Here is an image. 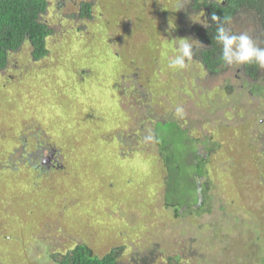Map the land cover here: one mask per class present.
<instances>
[{"label": "rangeland", "instance_id": "obj_1", "mask_svg": "<svg viewBox=\"0 0 264 264\" xmlns=\"http://www.w3.org/2000/svg\"><path fill=\"white\" fill-rule=\"evenodd\" d=\"M47 2V57L26 43L0 71V264H57L75 245L119 249L118 264H264V68H168L180 39L197 45L192 0ZM156 122L187 132L184 164L214 152L190 193L167 176Z\"/></svg>", "mask_w": 264, "mask_h": 264}, {"label": "trees", "instance_id": "obj_2", "mask_svg": "<svg viewBox=\"0 0 264 264\" xmlns=\"http://www.w3.org/2000/svg\"><path fill=\"white\" fill-rule=\"evenodd\" d=\"M47 8V0H0V71L7 68L9 55L17 52L26 43L31 47L30 58L33 62H41L47 57L46 40L52 36V30L42 20ZM191 9L196 12L202 11L206 16L204 23L193 26L191 34L197 42V45L193 46V57L210 74H215L223 63L220 59L222 46L215 40L216 23L211 19L213 13L221 19L227 17L230 20H236L240 16L252 19L258 26L254 41L259 47L264 48V0H223V2L192 0ZM78 17L79 19L91 18L89 3L80 4ZM262 69L255 64L245 65V75L253 81H259L262 79ZM156 123L154 140L167 170V176L170 182H175V189L190 193L193 186L188 185L186 177L193 172L197 176L203 174L202 161L204 158L196 157L197 160L193 164H184L186 146H189H184V143H190L187 132L181 130V127L174 125L173 122ZM42 132L46 133L45 129L40 127V134L33 135L40 140L39 143H42V137H44ZM51 139L53 140V137ZM45 141L49 140L45 138ZM5 147L12 148L13 146L9 143ZM179 147H182V152L179 151ZM21 159L17 160L15 164L11 162V168L20 167L18 163ZM187 198L188 196L185 194L181 196V204L186 205ZM173 207L176 210L180 204L175 203ZM118 251L119 249L112 250L102 257H96L87 246L75 245L65 253L53 256V258L57 264H118Z\"/></svg>", "mask_w": 264, "mask_h": 264}, {"label": "clouds", "instance_id": "obj_3", "mask_svg": "<svg viewBox=\"0 0 264 264\" xmlns=\"http://www.w3.org/2000/svg\"><path fill=\"white\" fill-rule=\"evenodd\" d=\"M211 19L216 23L215 40L222 46L220 59L227 66H244L255 64L264 68V48L259 47L257 43L247 33L235 34L225 24H230V18H220L215 13ZM205 26H207L205 24ZM193 59V45L188 39H180L177 45V53L169 58L168 68L174 70H183L188 66V62ZM176 113L183 116L184 109L176 108ZM151 139V137H149Z\"/></svg>", "mask_w": 264, "mask_h": 264}, {"label": "flooded vegetation", "instance_id": "obj_4", "mask_svg": "<svg viewBox=\"0 0 264 264\" xmlns=\"http://www.w3.org/2000/svg\"><path fill=\"white\" fill-rule=\"evenodd\" d=\"M222 2H223V0H221ZM194 12H196V11H194ZM239 18H242V20H238ZM205 20H206V16H205ZM205 20H204V22H205ZM204 22H200L199 24H202V23H204ZM198 23H196V24H194V25H197ZM225 26L226 27H229L230 29H231V31H232V27H235V28H237V29H242V27L244 26V27H250V29H249V32L247 33L248 35H250L251 37H252V39L253 40H255V37H256V32H257V30H258V26H257V24H255L254 22H253V20L252 19H248V17H246V16H240V17H237L236 18V20H230V24H225ZM192 28H193V26L191 27V29H190V33H192ZM233 32V31H232ZM234 33V32H233ZM192 60H194V61H196V62H198L197 60H195V58L193 57V59ZM199 63V62H198ZM197 63V64H198ZM199 65L202 67V68H204L203 67V65L201 64V63H199ZM228 67L227 65H225L224 64V62L220 65V69L214 74V75H216V74H218L219 73V71L220 70H222V68L223 67ZM205 69V68H204ZM205 71L208 73V74H210L206 69H205ZM236 72H241V74L242 75H245V65L244 66H240L239 67V69H236ZM211 74H213V73H211ZM246 76V75H245ZM229 87V86H228ZM240 87H243L242 85H240ZM255 87V86H254ZM256 89H260V87L259 86H257V87H255ZM254 89V88H253ZM247 95H249L250 97H254L253 96V94L250 92V89L249 90H247ZM214 152H213V150L212 149H210V150H207L205 153H204V155H203V157L202 158H204V157H208V156H211L212 154H213ZM19 159H21V158H19ZM205 159V158H204ZM46 161V160H45ZM199 188V187H198ZM196 193L198 194L199 193V189L198 190H196ZM202 201V200H201ZM201 201H200V203H201Z\"/></svg>", "mask_w": 264, "mask_h": 264}]
</instances>
